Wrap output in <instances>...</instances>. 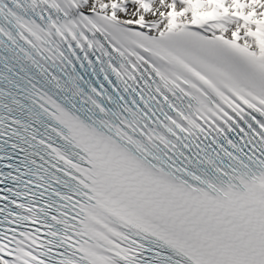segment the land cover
<instances>
[{"label": "snow or ice", "instance_id": "obj_1", "mask_svg": "<svg viewBox=\"0 0 264 264\" xmlns=\"http://www.w3.org/2000/svg\"><path fill=\"white\" fill-rule=\"evenodd\" d=\"M0 264H264V0H0Z\"/></svg>", "mask_w": 264, "mask_h": 264}]
</instances>
